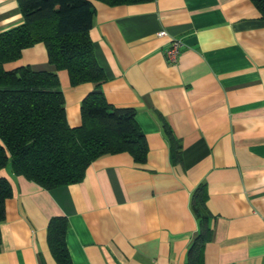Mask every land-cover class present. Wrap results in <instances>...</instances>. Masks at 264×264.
<instances>
[{"label":"crops","instance_id":"crops-1","mask_svg":"<svg viewBox=\"0 0 264 264\" xmlns=\"http://www.w3.org/2000/svg\"><path fill=\"white\" fill-rule=\"evenodd\" d=\"M92 4L89 35L105 76L97 88L112 106L134 109L146 159L105 155L80 182L51 190L7 167L0 264H58L48 243L58 217L68 222L70 264H186L199 185L211 228L202 264H264V17L250 0ZM21 22L17 1L0 0V31ZM172 39L182 41L175 63L165 55ZM20 65L49 69L45 46L8 67ZM58 75L68 124L79 126L96 85Z\"/></svg>","mask_w":264,"mask_h":264},{"label":"trees","instance_id":"trees-1","mask_svg":"<svg viewBox=\"0 0 264 264\" xmlns=\"http://www.w3.org/2000/svg\"><path fill=\"white\" fill-rule=\"evenodd\" d=\"M22 22L0 31V223L12 186L11 172L51 190L80 182L88 166L105 155L126 152L138 163L146 159L144 134L132 108L109 104L97 86L105 80L93 53L90 29L92 0H16ZM110 6L151 0H97ZM264 17V0H250ZM38 43L46 48L49 69L31 65L8 67ZM65 70L72 86L96 87L80 103L81 123L70 126L58 72ZM174 162L180 144L163 122ZM198 231L187 250L186 264H202L204 244L211 237L203 185L191 196ZM68 222L54 218L48 243L58 264H70L65 244Z\"/></svg>","mask_w":264,"mask_h":264},{"label":"built area","instance_id":"built-area-1","mask_svg":"<svg viewBox=\"0 0 264 264\" xmlns=\"http://www.w3.org/2000/svg\"><path fill=\"white\" fill-rule=\"evenodd\" d=\"M159 36L166 35L165 31H160ZM182 46V41L180 39H172L169 46L165 49V55L169 62L175 63L180 54V48Z\"/></svg>","mask_w":264,"mask_h":264}]
</instances>
